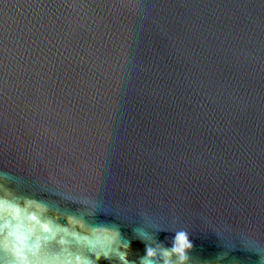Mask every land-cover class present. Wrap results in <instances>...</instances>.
<instances>
[{"label":"water","instance_id":"water-1","mask_svg":"<svg viewBox=\"0 0 264 264\" xmlns=\"http://www.w3.org/2000/svg\"><path fill=\"white\" fill-rule=\"evenodd\" d=\"M0 202V264L9 205L26 264H264V0H0Z\"/></svg>","mask_w":264,"mask_h":264},{"label":"clouds","instance_id":"clouds-1","mask_svg":"<svg viewBox=\"0 0 264 264\" xmlns=\"http://www.w3.org/2000/svg\"><path fill=\"white\" fill-rule=\"evenodd\" d=\"M8 211L11 213L12 219L17 221V223L15 225L6 223L5 225L6 227L10 228L8 237L11 238L10 240H7L4 245L5 253L6 255L10 256L12 260L17 261L18 264H26L29 259L26 254V250H30L27 241L29 238V234L32 233V229L29 228L27 232L23 230V225L20 220V211L17 207H15L14 205H9ZM30 219H35V217H30ZM43 229L47 231L46 226H43ZM180 238L183 240V234L180 235ZM174 251H180L182 253V248L174 249ZM153 255L154 253L151 249L147 250L148 257H152ZM183 258L184 257L181 254V259ZM36 259L38 262H40L39 257H36Z\"/></svg>","mask_w":264,"mask_h":264}]
</instances>
